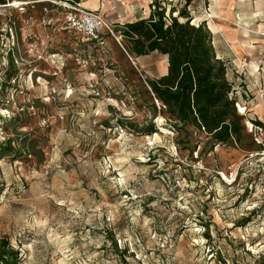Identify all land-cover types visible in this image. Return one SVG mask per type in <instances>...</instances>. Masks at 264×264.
<instances>
[{
    "label": "rangeland",
    "instance_id": "374dc122",
    "mask_svg": "<svg viewBox=\"0 0 264 264\" xmlns=\"http://www.w3.org/2000/svg\"><path fill=\"white\" fill-rule=\"evenodd\" d=\"M70 7L0 0V242L18 264H264L259 148L177 133L147 83L166 56L87 40Z\"/></svg>",
    "mask_w": 264,
    "mask_h": 264
},
{
    "label": "trees",
    "instance_id": "16d2710c",
    "mask_svg": "<svg viewBox=\"0 0 264 264\" xmlns=\"http://www.w3.org/2000/svg\"><path fill=\"white\" fill-rule=\"evenodd\" d=\"M153 7L148 19L125 24L117 32L122 37L125 56L138 58L156 52L168 58L167 74L147 82L149 95L160 104L166 123L177 133L184 132L188 139L190 128L198 136L204 134L210 152L218 146H239L248 140L250 147L257 146L247 134L244 116L237 112L236 90L227 76L229 67L218 58L208 25H193L185 10L167 22L166 9L156 0ZM132 129L143 135L158 132L152 121L141 129ZM25 143H20L23 149H33L32 144ZM5 146L11 152L12 140L8 139ZM257 147L252 153L260 152ZM18 257L8 242H0V264H18Z\"/></svg>",
    "mask_w": 264,
    "mask_h": 264
},
{
    "label": "crops",
    "instance_id": "0c3cea01",
    "mask_svg": "<svg viewBox=\"0 0 264 264\" xmlns=\"http://www.w3.org/2000/svg\"><path fill=\"white\" fill-rule=\"evenodd\" d=\"M153 2L78 0L83 10L99 13L115 29L148 19L154 9ZM156 2L172 10L175 0ZM208 7L212 19L207 17ZM190 15L193 25H208L218 58L229 67L228 80L236 90L240 110L246 109L249 121L264 125V0H196Z\"/></svg>",
    "mask_w": 264,
    "mask_h": 264
},
{
    "label": "built area",
    "instance_id": "2783aa9c",
    "mask_svg": "<svg viewBox=\"0 0 264 264\" xmlns=\"http://www.w3.org/2000/svg\"><path fill=\"white\" fill-rule=\"evenodd\" d=\"M59 1L72 6L70 7L72 12L69 21L74 29L82 34L87 40L104 45L103 33L106 31L113 33V31L111 25L99 13L85 11L78 3L72 1ZM206 14L209 19H212L209 7L207 8ZM262 36L264 37V32L262 33ZM236 105L237 109L240 110V103L237 102ZM241 113L246 116V109L245 112ZM247 127L254 143L261 148L260 152L251 153L252 158L264 156V125H257L255 122L249 121ZM261 172H263L264 175V168ZM259 190L260 194L264 197V179L259 184Z\"/></svg>",
    "mask_w": 264,
    "mask_h": 264
},
{
    "label": "bare ground",
    "instance_id": "6f19581e",
    "mask_svg": "<svg viewBox=\"0 0 264 264\" xmlns=\"http://www.w3.org/2000/svg\"><path fill=\"white\" fill-rule=\"evenodd\" d=\"M16 4H18V3H16ZM222 174H223V173H222ZM222 176H223V175H222ZM223 177H224L226 180H228V178H227L225 175H224Z\"/></svg>",
    "mask_w": 264,
    "mask_h": 264
}]
</instances>
